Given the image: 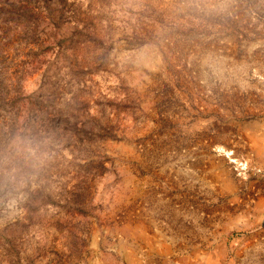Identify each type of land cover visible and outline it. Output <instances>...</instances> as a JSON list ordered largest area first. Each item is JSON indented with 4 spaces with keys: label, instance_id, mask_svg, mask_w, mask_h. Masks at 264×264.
Listing matches in <instances>:
<instances>
[{
    "label": "rangeland",
    "instance_id": "rangeland-1",
    "mask_svg": "<svg viewBox=\"0 0 264 264\" xmlns=\"http://www.w3.org/2000/svg\"><path fill=\"white\" fill-rule=\"evenodd\" d=\"M0 264H264V0H0Z\"/></svg>",
    "mask_w": 264,
    "mask_h": 264
}]
</instances>
